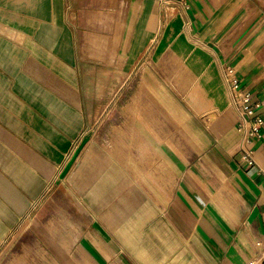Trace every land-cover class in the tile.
Listing matches in <instances>:
<instances>
[{
    "label": "crops",
    "instance_id": "crops-1",
    "mask_svg": "<svg viewBox=\"0 0 264 264\" xmlns=\"http://www.w3.org/2000/svg\"><path fill=\"white\" fill-rule=\"evenodd\" d=\"M186 1L0 0V264L258 253L264 126L248 165L222 69L264 111V0Z\"/></svg>",
    "mask_w": 264,
    "mask_h": 264
},
{
    "label": "built area",
    "instance_id": "built-area-1",
    "mask_svg": "<svg viewBox=\"0 0 264 264\" xmlns=\"http://www.w3.org/2000/svg\"><path fill=\"white\" fill-rule=\"evenodd\" d=\"M157 1L164 9H173L178 4L184 8L188 6L186 0ZM165 19L166 14H164L163 22ZM222 79L227 88L230 104L238 114L237 129L241 132L240 152L244 161L248 165H253V150L248 148L246 144L261 137L264 126V111L261 108V103L241 86L236 70L232 65L223 67ZM259 172L264 175V168H260ZM255 245L258 248V253L245 264H262L264 261V241L257 240Z\"/></svg>",
    "mask_w": 264,
    "mask_h": 264
},
{
    "label": "rangeland",
    "instance_id": "rangeland-1",
    "mask_svg": "<svg viewBox=\"0 0 264 264\" xmlns=\"http://www.w3.org/2000/svg\"><path fill=\"white\" fill-rule=\"evenodd\" d=\"M100 1H103V0H100ZM102 16H104V21L106 20L105 22H109V18H114L113 14H111V13L110 14L109 13L108 14H104V15L100 14V17H102ZM107 19H108V21H107ZM127 102H128V93L126 91V93L122 94V96H121L120 104H124V103H127ZM121 114H120V116H122V117H116L113 120L112 119V113H110L109 118L107 119L109 121H106L104 123V125L107 124V126H108V124H110L109 126H111V127L109 128V127L105 126L104 128L103 127L100 128V132H99L98 136L100 137V139L102 141V146L104 148H106V149H109L111 147L110 143L108 142L109 139H108L107 135L112 134V133H109V132H113V131L116 132V130L114 129L113 125H117V124L122 125L121 126L122 128H119V129L122 132L125 131V132L128 133V126L126 125V124H128V116H127L126 113H121ZM141 114H143V113L139 112L137 115L139 116ZM117 115H118V113H117ZM121 134L123 135V133H121ZM51 205H52V207L50 206V204H46L45 205V208H44L45 215H48V216L63 215L64 208H63V205L61 203H59V202L55 203L56 207H54L55 205H53L52 203H51Z\"/></svg>",
    "mask_w": 264,
    "mask_h": 264
}]
</instances>
